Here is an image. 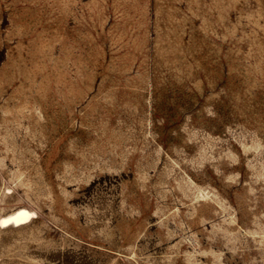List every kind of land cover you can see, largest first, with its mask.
Wrapping results in <instances>:
<instances>
[{"label": "rangeland", "instance_id": "rangeland-1", "mask_svg": "<svg viewBox=\"0 0 264 264\" xmlns=\"http://www.w3.org/2000/svg\"><path fill=\"white\" fill-rule=\"evenodd\" d=\"M0 264H264V0H0Z\"/></svg>", "mask_w": 264, "mask_h": 264}, {"label": "bare ground", "instance_id": "bare-ground-1", "mask_svg": "<svg viewBox=\"0 0 264 264\" xmlns=\"http://www.w3.org/2000/svg\"><path fill=\"white\" fill-rule=\"evenodd\" d=\"M33 214L34 212L26 208L20 207L14 210L13 212L2 217L0 220V225L1 227H6L9 225L18 226L30 220Z\"/></svg>", "mask_w": 264, "mask_h": 264}]
</instances>
